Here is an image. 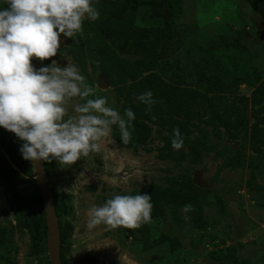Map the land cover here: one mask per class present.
<instances>
[{"label": "rangeland", "instance_id": "obj_1", "mask_svg": "<svg viewBox=\"0 0 264 264\" xmlns=\"http://www.w3.org/2000/svg\"><path fill=\"white\" fill-rule=\"evenodd\" d=\"M6 6L0 0V7ZM57 55L95 95L135 114L73 165L49 162L68 264H264V0H96ZM68 59V60H67ZM151 92V106L137 97ZM75 98L69 104L83 103ZM179 129L183 147H171ZM196 172L204 187L194 185ZM148 194L139 228L87 227L115 195ZM191 205L185 212L184 206ZM49 258V257H48ZM0 186V264H43Z\"/></svg>", "mask_w": 264, "mask_h": 264}, {"label": "clouds", "instance_id": "obj_2", "mask_svg": "<svg viewBox=\"0 0 264 264\" xmlns=\"http://www.w3.org/2000/svg\"><path fill=\"white\" fill-rule=\"evenodd\" d=\"M96 0H4L0 7V128L13 133L22 144L21 157L39 162L55 159L73 165L109 136L113 126L121 142L131 139L129 129L135 114L126 109L121 115L108 106L105 97L94 96L77 65L65 67L56 61L34 68L33 58L45 61L57 55L61 35L73 38L82 31L85 19H99ZM75 98L83 103L69 104ZM137 99L147 106L156 101L151 92ZM184 139L173 131L171 147L180 150ZM153 205L148 194L115 195L102 206L90 209L89 229L97 225L139 228L151 221ZM185 212L191 205H185Z\"/></svg>", "mask_w": 264, "mask_h": 264}, {"label": "trees", "instance_id": "obj_3", "mask_svg": "<svg viewBox=\"0 0 264 264\" xmlns=\"http://www.w3.org/2000/svg\"><path fill=\"white\" fill-rule=\"evenodd\" d=\"M20 141L13 133L0 128V186L4 190L8 206L16 216V221L24 230L31 232L32 251L35 256L44 259L43 264H50L48 258V234L44 201L37 184L32 161L21 157ZM49 177L50 164L44 161ZM55 211L59 222L62 264H68L64 255L66 233L63 230L61 199L63 196L52 191Z\"/></svg>", "mask_w": 264, "mask_h": 264}, {"label": "water", "instance_id": "obj_4", "mask_svg": "<svg viewBox=\"0 0 264 264\" xmlns=\"http://www.w3.org/2000/svg\"><path fill=\"white\" fill-rule=\"evenodd\" d=\"M37 184L39 186L46 214V226L48 234V257L50 264H62L60 247L61 235L57 215L55 214V201L50 187L44 161L33 162ZM194 185L204 187L201 174L196 172L193 178Z\"/></svg>", "mask_w": 264, "mask_h": 264}]
</instances>
